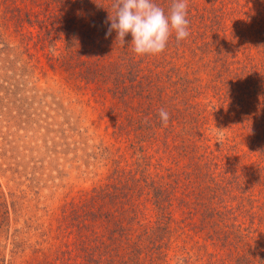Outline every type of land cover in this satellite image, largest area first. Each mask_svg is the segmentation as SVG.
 Here are the masks:
<instances>
[{"label":"rangeland","instance_id":"rangeland-1","mask_svg":"<svg viewBox=\"0 0 264 264\" xmlns=\"http://www.w3.org/2000/svg\"><path fill=\"white\" fill-rule=\"evenodd\" d=\"M187 3L192 33L160 55L132 51L144 85L122 94L63 64L67 36L46 28L59 2L0 0L13 61L0 70V84L13 78L0 94V264H264V0ZM68 8L91 25L90 4ZM109 187L129 219L92 199Z\"/></svg>","mask_w":264,"mask_h":264},{"label":"trees","instance_id":"trees-1","mask_svg":"<svg viewBox=\"0 0 264 264\" xmlns=\"http://www.w3.org/2000/svg\"><path fill=\"white\" fill-rule=\"evenodd\" d=\"M59 2L58 7H61V13L63 14L58 18L57 22H52L50 25L52 26L51 29H49V25L46 26L48 29L49 39L50 41H55L54 38L61 39L60 35L62 33L67 36V55H64L63 58V64L72 69L75 67L76 64L79 66L85 67V76H88V81H102L105 83H111L114 84V88L121 92L122 94L128 93V90L130 88H143L144 83L141 82L145 75L141 76L140 81L138 82L134 79H136V76H139V69L137 68V60L132 53V46L130 45L132 37L131 34L127 35L125 37V46H121L118 41H116V32L113 31L112 35L109 36L107 39L105 38L106 32L108 30V27L110 26V22L106 23L107 17L109 13H111V5L113 3V0H56ZM68 3V5H76V4H90L91 7H93V12H90L88 14L89 19L91 20V25L88 26L84 20H81L80 22H76V18H83V15L79 16H67L71 12V10L68 8V5H65V3ZM155 3L159 4L161 7L165 9V13L168 12L171 0H154ZM61 3V4H60ZM66 8H65V7ZM95 13V15H94ZM189 22L190 18L187 17ZM48 18V20H50ZM18 22L23 25L25 21H23L20 17L17 19ZM27 23L32 24L33 20L31 18H27ZM42 23V21H40ZM195 23V21H194ZM63 25V26H62ZM53 31L55 32L53 35ZM190 31V30H189ZM59 33V34H58ZM192 32H190L191 34ZM175 35V33H173ZM172 35V36H173ZM170 37V39L172 38ZM116 41V42H115ZM90 43V45H88ZM170 41L168 42L169 45ZM103 49L104 54L99 57L98 60L104 61V63L100 64H90L85 61L84 55L89 58L90 53L94 51V49ZM108 58H110L113 54L117 55L115 61H112L111 59L104 60L106 55ZM10 54L8 53V47L5 45L3 36L0 34V70L3 71V73L8 74L13 67V61H9L7 58ZM11 64V65H10ZM128 71L127 73L125 71ZM4 74V76L6 75ZM3 74H0V76ZM82 75V74H80ZM125 75H130L128 78ZM83 76V75H82ZM6 79L4 80L2 84H0V94L5 93V98L12 96V88L10 87L12 85V82L10 81L13 79L11 76L6 75ZM84 77V76H83ZM93 79V80H92ZM129 81L132 83H127ZM137 82V83H134ZM13 86V85H12ZM144 92L145 97L153 96L151 91L149 90H142ZM130 93V92H129ZM143 95V94H142ZM1 99V95H0ZM149 99V105H153V99ZM152 125L149 124V126L146 129H151ZM120 191H122L121 188H112L109 187V190L106 191H100L94 197L93 200H98V203L101 204L100 200H102L104 203H108L110 205V208L116 209L121 208L122 211L119 212L120 218L125 221L129 219L128 216V210H124V206H127L126 202L129 200H126V197L121 198ZM130 191V190H128ZM133 192V190L130 191V193ZM122 193V192H121ZM129 193V192H128ZM129 195V194H127ZM122 206V207H121ZM5 207V211L2 215V222L3 224L0 225V232L4 233V230L6 227H8V224L6 223L7 217L4 215L8 214L7 206ZM101 215L103 214H96L95 212H92L88 214L87 219H94L97 221ZM85 217V215H84ZM84 222L86 223V219H84ZM5 223V224H4ZM6 231V230H5ZM113 239V237H111Z\"/></svg>","mask_w":264,"mask_h":264},{"label":"clouds","instance_id":"clouds-1","mask_svg":"<svg viewBox=\"0 0 264 264\" xmlns=\"http://www.w3.org/2000/svg\"><path fill=\"white\" fill-rule=\"evenodd\" d=\"M111 9L106 20L110 26L105 38L115 31L116 41L125 46V37L131 34L130 45L138 56L162 54L173 33L177 42L190 35L187 0H171L167 14L154 0H113ZM158 118L162 126L167 127L169 112L164 108L159 109Z\"/></svg>","mask_w":264,"mask_h":264}]
</instances>
